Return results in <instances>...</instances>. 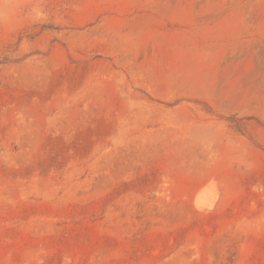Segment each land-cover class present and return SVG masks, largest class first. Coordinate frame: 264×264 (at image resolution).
<instances>
[{"label":"rangeland","instance_id":"374dc122","mask_svg":"<svg viewBox=\"0 0 264 264\" xmlns=\"http://www.w3.org/2000/svg\"><path fill=\"white\" fill-rule=\"evenodd\" d=\"M0 264H264V0H0Z\"/></svg>","mask_w":264,"mask_h":264},{"label":"bare ground","instance_id":"6f19581e","mask_svg":"<svg viewBox=\"0 0 264 264\" xmlns=\"http://www.w3.org/2000/svg\"><path fill=\"white\" fill-rule=\"evenodd\" d=\"M202 196V195H201ZM205 197V195H203Z\"/></svg>","mask_w":264,"mask_h":264}]
</instances>
